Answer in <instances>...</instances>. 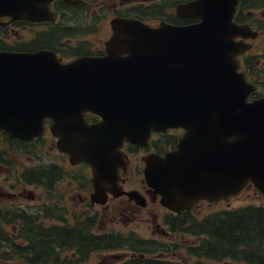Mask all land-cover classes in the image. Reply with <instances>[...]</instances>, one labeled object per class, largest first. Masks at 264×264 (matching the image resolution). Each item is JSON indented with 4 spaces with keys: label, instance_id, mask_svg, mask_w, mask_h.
<instances>
[{
    "label": "water",
    "instance_id": "obj_1",
    "mask_svg": "<svg viewBox=\"0 0 264 264\" xmlns=\"http://www.w3.org/2000/svg\"><path fill=\"white\" fill-rule=\"evenodd\" d=\"M49 1L0 0V16L47 19ZM220 3L183 5L187 15L205 8L199 23L181 27L113 18L101 57L63 64L47 50L0 51V130L29 140L50 118L57 147L101 174L106 159H120L122 141L181 127L175 150L144 160L145 180L163 206L226 200L246 185L264 195V98L247 99L252 86L235 59L245 45L232 41L231 8L227 0L213 7ZM82 111L101 121L87 125Z\"/></svg>",
    "mask_w": 264,
    "mask_h": 264
},
{
    "label": "flooded vegetation",
    "instance_id": "obj_2",
    "mask_svg": "<svg viewBox=\"0 0 264 264\" xmlns=\"http://www.w3.org/2000/svg\"><path fill=\"white\" fill-rule=\"evenodd\" d=\"M196 1L50 0L47 19L0 16V51L47 50L63 64L101 57L111 19H137L152 28L193 25L201 21L204 4L199 15H187L182 6ZM220 1L213 7H221ZM227 2L236 25L232 41L245 45L235 59L252 86L247 99L264 98V0ZM81 116L87 125L101 121L94 112L82 111ZM51 123L43 119L41 133L29 140L0 130V259L20 264H195L204 258L231 264L196 252V223L222 201L199 200L189 209L171 210L143 175L144 160L175 150L183 128L150 130L142 143L122 141L120 159H106L101 175L57 147Z\"/></svg>",
    "mask_w": 264,
    "mask_h": 264
},
{
    "label": "trees",
    "instance_id": "obj_3",
    "mask_svg": "<svg viewBox=\"0 0 264 264\" xmlns=\"http://www.w3.org/2000/svg\"><path fill=\"white\" fill-rule=\"evenodd\" d=\"M196 224L198 255L264 264V204L215 211Z\"/></svg>",
    "mask_w": 264,
    "mask_h": 264
},
{
    "label": "rangeland",
    "instance_id": "obj_4",
    "mask_svg": "<svg viewBox=\"0 0 264 264\" xmlns=\"http://www.w3.org/2000/svg\"><path fill=\"white\" fill-rule=\"evenodd\" d=\"M118 1V0H115ZM100 37L102 38L105 34V30L101 29ZM104 33V34H103ZM47 150V149H46ZM50 153H55V151H49ZM246 204H254V205H260L264 204V196L256 193L250 186L243 188L237 195L230 197L227 201H222L217 204L211 205V210L217 211L221 209L226 208H236L240 207ZM204 209H202V212L200 214L204 213ZM197 263L195 264H223L222 262H212L210 260L203 259H196ZM228 263L231 264H246L242 261H228ZM0 264H20L16 263L13 259H0ZM191 264V263H190Z\"/></svg>",
    "mask_w": 264,
    "mask_h": 264
}]
</instances>
